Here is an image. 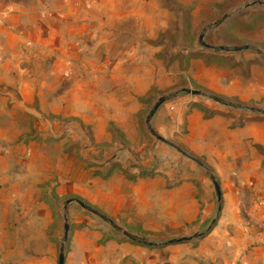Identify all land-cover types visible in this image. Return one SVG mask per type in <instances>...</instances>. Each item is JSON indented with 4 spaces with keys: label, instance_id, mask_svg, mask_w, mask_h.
I'll use <instances>...</instances> for the list:
<instances>
[{
    "label": "rangeland",
    "instance_id": "rangeland-1",
    "mask_svg": "<svg viewBox=\"0 0 264 264\" xmlns=\"http://www.w3.org/2000/svg\"><path fill=\"white\" fill-rule=\"evenodd\" d=\"M93 2L108 67L76 61L29 115V198L42 208L13 263L64 264L86 244L110 264L127 243L183 264L224 192L264 164V0Z\"/></svg>",
    "mask_w": 264,
    "mask_h": 264
},
{
    "label": "crops",
    "instance_id": "crops-1",
    "mask_svg": "<svg viewBox=\"0 0 264 264\" xmlns=\"http://www.w3.org/2000/svg\"><path fill=\"white\" fill-rule=\"evenodd\" d=\"M92 8L93 0H0V264H15L19 244L28 240L26 229L38 223L42 208L37 197L29 198L37 183L27 169L29 118L44 113V99L59 96L76 61L84 67H108V44L91 40L100 28L92 22L100 21ZM94 50L100 53L91 56ZM112 61L118 66V57ZM86 75L91 80L95 73ZM36 124L32 126L38 129ZM256 168L255 179L241 182L238 177L233 192H224L215 229L198 240L192 253L183 251V264H264V164L260 161L252 166ZM101 254L96 245L88 250L84 244L64 264H100ZM114 254L110 264H156L154 251L127 243Z\"/></svg>",
    "mask_w": 264,
    "mask_h": 264
},
{
    "label": "water",
    "instance_id": "water-1",
    "mask_svg": "<svg viewBox=\"0 0 264 264\" xmlns=\"http://www.w3.org/2000/svg\"><path fill=\"white\" fill-rule=\"evenodd\" d=\"M247 47H235V48H231V49H229V50H238V49H246ZM158 106V104H156L155 106H154V108L150 111V113H149V117H151V115H152V113H153V110L156 108ZM62 259H60L59 260V264H62Z\"/></svg>",
    "mask_w": 264,
    "mask_h": 264
},
{
    "label": "built area",
    "instance_id": "built-area-1",
    "mask_svg": "<svg viewBox=\"0 0 264 264\" xmlns=\"http://www.w3.org/2000/svg\"><path fill=\"white\" fill-rule=\"evenodd\" d=\"M0 20H1V18H0Z\"/></svg>",
    "mask_w": 264,
    "mask_h": 264
}]
</instances>
